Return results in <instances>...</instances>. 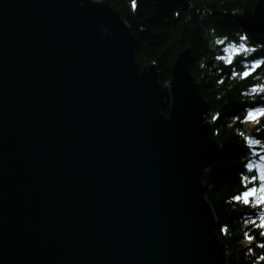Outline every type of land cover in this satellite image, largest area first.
Returning a JSON list of instances; mask_svg holds the SVG:
<instances>
[{
    "label": "water",
    "instance_id": "95a60500",
    "mask_svg": "<svg viewBox=\"0 0 264 264\" xmlns=\"http://www.w3.org/2000/svg\"><path fill=\"white\" fill-rule=\"evenodd\" d=\"M135 44L100 1L0 0V264H226L191 52L163 87Z\"/></svg>",
    "mask_w": 264,
    "mask_h": 264
},
{
    "label": "trees",
    "instance_id": "16d2710c",
    "mask_svg": "<svg viewBox=\"0 0 264 264\" xmlns=\"http://www.w3.org/2000/svg\"><path fill=\"white\" fill-rule=\"evenodd\" d=\"M99 1L130 27L138 69L155 66L161 85L176 57L190 50L189 72L208 105L210 137L221 146L201 175L214 233L226 264H264V228L252 222L258 209L241 199L262 184L257 169L245 167L260 157L248 141L264 140V119L251 128L245 123L247 110L264 109V28L252 15L255 0H135V7L133 0ZM230 47L237 51H225Z\"/></svg>",
    "mask_w": 264,
    "mask_h": 264
},
{
    "label": "rangeland",
    "instance_id": "374dc122",
    "mask_svg": "<svg viewBox=\"0 0 264 264\" xmlns=\"http://www.w3.org/2000/svg\"><path fill=\"white\" fill-rule=\"evenodd\" d=\"M90 1H99V0H90ZM100 2H102V1H100ZM252 12H253V10H252ZM130 28V27H129ZM131 31V30H130ZM132 33V32H131ZM133 34V33H132ZM133 36H134V34H133ZM135 38V37H134ZM135 42H136V39H135ZM135 47H136V44H135ZM135 49V48H134ZM144 68H146V67H144ZM143 69V68H142ZM141 69V70H142ZM140 70V69H139ZM140 70V71H141ZM141 73V72H140ZM170 75H171V73H170ZM194 80V79H193ZM159 82V81H158ZM170 82V81H169ZM167 84V83H166ZM166 84H164V85H161V86H165ZM199 91V90H198ZM200 93V92H199ZM169 103L167 104V106L162 110V111H164L165 109H167L168 111H167V113L169 114ZM256 109H262L261 107H254V108H251V109H249V110H247V114H246V117H247V115H248V112L250 111V110H256ZM161 111V113L163 114V112ZM207 111H208V105H207ZM164 115V114H163ZM165 116V115H164ZM166 118L168 117V115L167 116H165ZM262 119H264V113H256V112H254V115H253V117H251V118H245V123H246V127L247 128H251V127H254L255 125H257L258 124V122L260 121V120H262ZM204 120H206V121H208L209 122V127L211 126V123H210V121L209 120H207V112H206V115H205V117H204ZM209 135H210V129H209ZM212 139V138H211ZM212 140H214V139H212ZM259 141H261V143L260 144H257V145H251V147H252V151L254 152V153H256V154H259L260 155V157H258V163H255V164H253V165H264V161H262L261 160V157L262 156H264V140H259ZM221 147V146H220ZM219 157V156H218ZM217 157V158H218ZM216 158V159H217ZM216 159L213 161V162H211L210 164H212V163H214L215 161H216ZM209 164V165H210ZM208 165V166H209ZM207 167V166H206ZM205 167V168H206ZM257 169V168H256ZM203 171V170H202ZM257 171H258V175H260V171H259V169H257ZM202 175V174H201ZM201 179V178H200ZM262 181V180H261ZM201 183H203L202 181H201ZM262 187H264V181H262V184L256 189V191L255 192H253L249 197H245L244 196V194H243V196L241 197V199H242V201L244 202L245 200H247L248 202L247 203H251V205L255 208V209H258L257 210V212H256V216H257V218L255 219V221H252V222H255L256 223V225H261L263 228H264V200H262L261 199V192H260V189L262 188ZM249 192H251V190H249ZM203 195H204V197H205V199H206V196H205V185H204V191H203ZM261 201H263V203L261 204ZM206 202L210 205V203L207 201V199H206ZM245 203V202H244ZM211 206V205H210ZM211 209H212V207H211ZM212 211H213V209H212ZM213 214H214V212H213ZM214 217H215V215H214ZM257 221V222H256ZM215 222H216V219H215ZM251 222V221H250ZM215 226H216V224H215ZM215 234V233H214Z\"/></svg>",
    "mask_w": 264,
    "mask_h": 264
},
{
    "label": "snow or ice",
    "instance_id": "6c2138e0",
    "mask_svg": "<svg viewBox=\"0 0 264 264\" xmlns=\"http://www.w3.org/2000/svg\"><path fill=\"white\" fill-rule=\"evenodd\" d=\"M133 7H135V0H133ZM241 39H244V37H241ZM239 48L247 50V49L244 48V45H239ZM225 51L236 52L237 49L230 47L229 49H225ZM252 63H253V65H259L261 62L258 61V60H253ZM247 74H248L247 72L243 73V75H247ZM254 112H256V113H264V109L250 110L248 112V115H247L246 119L253 117ZM248 143H249V145H257V144H260L261 141H259V140H249ZM261 160L264 161V156L261 157ZM245 167H247L249 171H252L253 168L259 169V171H260L259 179L264 181V165H253L251 162H249L247 165H245ZM255 191H256L255 189H252L251 192L245 191L244 192V196L245 197H249ZM260 192H261V199L264 200V187H262L260 189ZM244 202L247 203L248 201L245 200Z\"/></svg>",
    "mask_w": 264,
    "mask_h": 264
},
{
    "label": "bare ground",
    "instance_id": "6f19581e",
    "mask_svg": "<svg viewBox=\"0 0 264 264\" xmlns=\"http://www.w3.org/2000/svg\"><path fill=\"white\" fill-rule=\"evenodd\" d=\"M263 203V201H261V204ZM219 241H220V239H219ZM220 245H221V241H220ZM221 248H222V245H221ZM222 252H223V250H222ZM224 254V253H223Z\"/></svg>",
    "mask_w": 264,
    "mask_h": 264
}]
</instances>
